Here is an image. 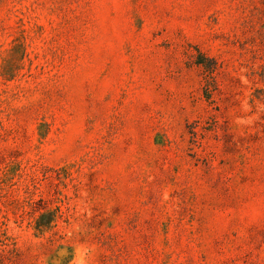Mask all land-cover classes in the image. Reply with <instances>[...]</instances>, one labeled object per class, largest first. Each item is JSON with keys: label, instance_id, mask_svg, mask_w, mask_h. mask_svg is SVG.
Returning a JSON list of instances; mask_svg holds the SVG:
<instances>
[{"label": "rangeland", "instance_id": "1", "mask_svg": "<svg viewBox=\"0 0 264 264\" xmlns=\"http://www.w3.org/2000/svg\"><path fill=\"white\" fill-rule=\"evenodd\" d=\"M0 264H264V0H0Z\"/></svg>", "mask_w": 264, "mask_h": 264}]
</instances>
